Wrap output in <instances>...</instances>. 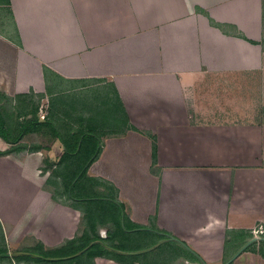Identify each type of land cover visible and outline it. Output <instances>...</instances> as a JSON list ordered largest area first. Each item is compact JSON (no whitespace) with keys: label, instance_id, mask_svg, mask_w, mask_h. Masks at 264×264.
Returning <instances> with one entry per match:
<instances>
[{"label":"crops","instance_id":"obj_1","mask_svg":"<svg viewBox=\"0 0 264 264\" xmlns=\"http://www.w3.org/2000/svg\"><path fill=\"white\" fill-rule=\"evenodd\" d=\"M0 12L15 28L0 27V90L49 108L64 94L73 103L59 118L93 116L101 152L89 173L116 184L133 221L173 233L201 264L225 263L264 228V0H0ZM107 112L119 117L109 132ZM38 143L0 156L8 264H60L12 255L39 256L82 228L46 167L63 142ZM260 237L231 263L264 264Z\"/></svg>","mask_w":264,"mask_h":264},{"label":"trees","instance_id":"obj_2","mask_svg":"<svg viewBox=\"0 0 264 264\" xmlns=\"http://www.w3.org/2000/svg\"><path fill=\"white\" fill-rule=\"evenodd\" d=\"M36 95L30 92L12 97L0 90V136L11 143L9 149L0 150V156L22 150L41 149L39 143L27 144L24 141L32 133L52 140L59 138L64 144L63 154L57 161L45 160L46 167L53 176L52 192L56 199L60 198V193L67 194L70 201L65 202L81 211L82 228L80 233L59 246L46 249L42 247L39 256H33L26 250H17L12 257L18 263L33 258L47 261L50 257H60L53 260L61 262L60 264H96V257L113 259L122 264H172L171 258L174 255L200 261L193 251L177 240L169 239L174 236L173 233L159 228L153 222L144 225L133 221L127 205L119 199L116 184L89 173L90 165L101 152L100 135L91 120L93 116H79V122H76L79 117L75 119V116H67L75 122L65 120L63 116L59 118L54 112L68 106L62 103L65 95L56 94L52 98L49 112L42 117L41 97L36 99ZM90 106L91 104L87 105ZM156 162L157 144L154 141L153 165ZM104 227L107 228L106 236L101 232ZM148 233L156 234L158 239H153ZM154 242L161 243L156 249L148 250ZM254 244L255 242L251 243L246 249L252 248ZM0 251L8 252V249L4 247Z\"/></svg>","mask_w":264,"mask_h":264},{"label":"rangeland","instance_id":"obj_3","mask_svg":"<svg viewBox=\"0 0 264 264\" xmlns=\"http://www.w3.org/2000/svg\"><path fill=\"white\" fill-rule=\"evenodd\" d=\"M0 27L3 28L7 33H10V34L15 36L14 23H13V20H12V18L9 15L8 12H5V13L4 12H0ZM36 99H38V96H36ZM40 102H41L40 103V114L43 117L45 114H47L49 112V106L48 105L50 103L47 100H42V101L40 100ZM62 103H65L66 106H68V99H63ZM70 103H73V98H71V102ZM110 112H111V109H110ZM65 117H67V116H65ZM101 117H102V123H103V120H104L105 121V126L108 127V128L114 129L113 127L114 126L116 127L118 125V123H119V117H115V116L111 115L108 112H107V115L106 114L105 115H101ZM66 120L74 121L72 118H68V117L66 118ZM96 127H97V125L94 124V128H96ZM51 140L52 139L50 137H45V136L37 134V133L36 134L35 133L29 134V135H27L24 138V141L27 142V144H29V143L33 144V143H38V142H50ZM53 187H54V185L52 184V188ZM60 198L63 199V200H66V201L69 200V198H68L66 193H64V194L60 193ZM150 224H152V222ZM102 230H104V232L106 231V234H107V230L106 229L102 228L101 231ZM148 235L150 237H153V239H156V240L158 239V236L156 234L148 233ZM160 243L161 242H158V243L154 242L152 244V246L148 250L156 249L160 245ZM171 259H172V264H174V263L180 264L181 262H184L185 264H201L200 261H191V260H189V259H187V258H185L183 256L178 257L177 255H174V257L171 258ZM0 264H8V262H7L6 259H0Z\"/></svg>","mask_w":264,"mask_h":264},{"label":"water","instance_id":"obj_4","mask_svg":"<svg viewBox=\"0 0 264 264\" xmlns=\"http://www.w3.org/2000/svg\"><path fill=\"white\" fill-rule=\"evenodd\" d=\"M103 229H106L107 230V228H103ZM102 233H104L103 234V236H105L106 235V231L104 232V230H102L101 231ZM261 238V237H260ZM264 238V237H263ZM171 239H175V240H178V241H180L183 245H185L186 247H188L189 249H190V247L185 243V242H183V241H181L180 239H178L176 236H171ZM257 239H259V237L258 236H253L250 240H248L245 244H243L239 249H238V251L231 257V258H229V260H227L224 264H230L238 255H240L241 254V252L243 251V250H245L246 249V247L248 246V245H250L252 242H254L255 240H257ZM8 253L7 252H5V253H2V255H7ZM206 264H208V263H206Z\"/></svg>","mask_w":264,"mask_h":264},{"label":"built area","instance_id":"obj_5","mask_svg":"<svg viewBox=\"0 0 264 264\" xmlns=\"http://www.w3.org/2000/svg\"><path fill=\"white\" fill-rule=\"evenodd\" d=\"M254 236L260 237L262 234H264V228L262 225L256 227L253 229Z\"/></svg>","mask_w":264,"mask_h":264}]
</instances>
